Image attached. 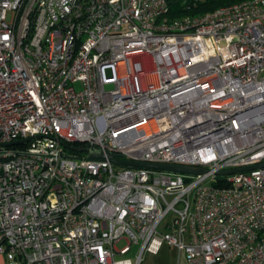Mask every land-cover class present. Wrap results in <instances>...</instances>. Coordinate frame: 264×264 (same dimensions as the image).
<instances>
[{
  "label": "built area",
  "instance_id": "obj_1",
  "mask_svg": "<svg viewBox=\"0 0 264 264\" xmlns=\"http://www.w3.org/2000/svg\"><path fill=\"white\" fill-rule=\"evenodd\" d=\"M173 1L0 0V264H264V0Z\"/></svg>",
  "mask_w": 264,
  "mask_h": 264
},
{
  "label": "trees",
  "instance_id": "obj_2",
  "mask_svg": "<svg viewBox=\"0 0 264 264\" xmlns=\"http://www.w3.org/2000/svg\"><path fill=\"white\" fill-rule=\"evenodd\" d=\"M237 1L240 0H206L204 2L198 3H194L193 1L184 2V0H174L171 3L168 17L173 20L185 16H202L213 12L222 6L230 5ZM68 146L69 148H66V150L69 154L76 156L84 155V153L80 151L82 146H78L77 144H68ZM214 185L216 187H227L229 186V183L227 182L226 178L219 177Z\"/></svg>",
  "mask_w": 264,
  "mask_h": 264
},
{
  "label": "water",
  "instance_id": "obj_3",
  "mask_svg": "<svg viewBox=\"0 0 264 264\" xmlns=\"http://www.w3.org/2000/svg\"><path fill=\"white\" fill-rule=\"evenodd\" d=\"M30 141V138L24 141H17L13 143L7 144V146H16L20 145L24 142ZM88 147H91V145H88ZM66 148H69L68 145H66ZM86 149L84 147L80 148V151H85ZM91 160H102L103 157H98V156H91ZM110 160L120 166H127V167H141V168H149V169H157V170H162V171H173V172H178V173H183V174H188V173H193V174H203L205 173V170L202 168H197V167H192V166H185V165H172V164H157V163H151V162H140V161H131V160H123L117 158L116 154H112L110 157ZM264 167V163L254 165V166H248V167H243V168H235V169H230V170H222L217 173L219 176H229V175H234L237 173L249 171L252 169H257Z\"/></svg>",
  "mask_w": 264,
  "mask_h": 264
},
{
  "label": "rangeland",
  "instance_id": "obj_4",
  "mask_svg": "<svg viewBox=\"0 0 264 264\" xmlns=\"http://www.w3.org/2000/svg\"><path fill=\"white\" fill-rule=\"evenodd\" d=\"M165 226L162 225L160 230L165 231ZM186 264L183 254L175 247L165 245L159 254H146L142 264Z\"/></svg>",
  "mask_w": 264,
  "mask_h": 264
}]
</instances>
